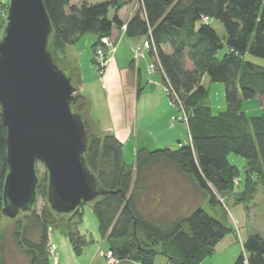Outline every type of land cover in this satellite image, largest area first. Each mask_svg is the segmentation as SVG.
Wrapping results in <instances>:
<instances>
[{"label":"trees","instance_id":"1","mask_svg":"<svg viewBox=\"0 0 264 264\" xmlns=\"http://www.w3.org/2000/svg\"><path fill=\"white\" fill-rule=\"evenodd\" d=\"M70 1L43 0L52 25L47 48L53 57L55 49L86 32L97 36L94 49L101 36L124 24L118 12L129 2ZM140 3L126 22L125 33L127 37H147L151 33L154 49L151 47L148 56L157 58L158 79L167 81L182 101L187 122H181L188 127L190 141L175 149H138L133 166L124 162L122 144L113 133L90 124L84 158L99 185L110 191L90 206L100 237L120 262L154 264L155 255L163 254L176 264H199L212 255L221 238L235 232L218 198L243 186L252 200L258 184L264 187V113L250 115L242 109L243 100L255 97L264 106V66L243 58L246 53L264 58V0ZM110 10L112 17L108 16ZM202 16L220 22L223 35L216 31L212 21H202ZM204 76L211 82L223 83L224 110L213 113L204 101L208 92L202 83ZM71 107L88 118L89 99L77 88ZM5 138L6 126L0 114V224L7 172ZM230 154L244 159L242 168L228 160ZM162 162L174 165L194 183L207 197L211 214L197 207L186 215L161 221L142 212V199L148 191L145 173ZM234 180L238 183L234 184ZM37 195L47 202V183L38 184ZM47 204L39 213L33 208L19 218L31 220L39 228L37 241L28 237L26 225L21 222L13 231L16 243L28 257L27 264H51L47 251L51 226L68 230L76 253L86 242L70 230L72 221H81L82 205L70 214H56ZM1 234L0 225V237ZM0 264H4L1 256ZM232 264H264V237L258 233L248 235Z\"/></svg>","mask_w":264,"mask_h":264},{"label":"water","instance_id":"2","mask_svg":"<svg viewBox=\"0 0 264 264\" xmlns=\"http://www.w3.org/2000/svg\"><path fill=\"white\" fill-rule=\"evenodd\" d=\"M51 32L43 0H8L0 37V114L7 163L1 213L10 218L34 208L37 162L46 169L47 202L56 214L110 192L86 164L88 121L72 110L76 88L47 48Z\"/></svg>","mask_w":264,"mask_h":264},{"label":"crops","instance_id":"3","mask_svg":"<svg viewBox=\"0 0 264 264\" xmlns=\"http://www.w3.org/2000/svg\"><path fill=\"white\" fill-rule=\"evenodd\" d=\"M127 6L128 4L124 5L118 12V16L124 24L114 27L109 34L114 51L112 59L102 75L97 73L93 63V45L97 39L95 34L87 35L83 45H79L84 36L82 34L72 43H66L55 49L54 58L57 64L70 75L75 87L87 95L89 99L88 118L86 117L88 126L90 127L92 124L103 132L113 133L122 144L124 162L134 166L138 149L142 148L148 151L163 148L175 149L179 145L189 143L190 138L186 124L172 120L175 107L169 97L163 93L161 87L155 83L158 75L148 69L150 57L146 53L142 56H137L134 53L135 46L141 44L145 37H127L125 24L135 11L134 7ZM124 14L125 16H122ZM204 78L207 77L204 76ZM127 156L131 157V163L127 162ZM163 166L166 168L161 171L168 169V165ZM161 179L167 180L166 175L158 176L155 181L160 183ZM259 189L263 191L264 197V187L258 184L252 200L255 199ZM164 195L166 196L159 189V191L147 192L142 199L145 201L146 198H149V207L158 211L162 218H166L165 216L169 214L168 208L161 210L160 204ZM170 214L172 215V213ZM177 216H170L167 220ZM252 233L258 232H250L248 235ZM258 234L264 237L261 232ZM228 236L231 238L226 239L227 242L234 243V234L230 232L221 238L215 247L219 246L222 240ZM52 247L55 251L56 261L53 262L51 257L50 261L53 264H59L57 249L53 244ZM107 248L109 247L107 246ZM100 250L99 248L98 253L93 251L86 264H102ZM232 259L231 257L230 264L234 262ZM121 262L133 264L128 260Z\"/></svg>","mask_w":264,"mask_h":264},{"label":"rangeland","instance_id":"4","mask_svg":"<svg viewBox=\"0 0 264 264\" xmlns=\"http://www.w3.org/2000/svg\"><path fill=\"white\" fill-rule=\"evenodd\" d=\"M81 1L95 3L105 0H71L70 4H79ZM140 1L141 0H129L127 7H134L136 9L141 4ZM7 3L8 0H0V4L4 5L0 6V37L2 36V30L6 22ZM108 16H112V10L109 11ZM122 16H125V14ZM212 25L219 34L224 33L223 26L220 22L216 20L212 21ZM91 34L93 33H84L79 45H83L84 39L87 37V35ZM221 52L222 51H219L218 54L220 55ZM243 58L244 60L264 66V58L256 57L250 55L249 53H246ZM203 85L208 90L204 101L211 106L213 113L224 110L226 108V103L223 83L211 82L207 77L206 79H203ZM242 109L250 115L264 113V106L260 103L258 97L249 100H243ZM126 160L129 163L132 162L131 157L127 156ZM228 160L240 168H242L244 165V159L235 154H230L228 156ZM155 165L148 168L144 176V181L148 188L147 192H154L156 190L159 191V189H161L162 192L166 194V196H163V201L160 204L162 208L161 210L168 208L169 214L168 216H165L166 218H162L158 211L152 210L149 207V198H146L141 205L142 212L144 214L151 216L152 218H157L161 221L167 220V218L170 216L185 215L187 212H190L192 209L197 207H202L211 214V211L207 205V197L196 188L194 183L188 177L180 174L177 168L170 163L162 162L156 163ZM163 165H168V169L161 171V169L166 168ZM36 173L40 185L46 184V169L40 162H37L36 164ZM160 175H166L167 180L161 179L160 183L156 182L155 180ZM218 199L221 201V204L228 213L230 224L235 228V232H233L235 242H227L228 240L226 239H230L231 236L224 238L221 244L215 247L216 250L212 253V255L206 257L199 264H230L229 261L231 260V257L233 258L232 260H234L235 256L239 254L241 250V243L246 239V236L250 232H261V234L264 236V197L262 190H258L255 199L252 201L249 200V192H246L243 186L237 187L229 195L222 197L220 196ZM46 204V200L37 195L36 202L34 204L35 212L39 213L42 207ZM81 210V221L78 222V220L75 219L70 225V230L75 231L74 233L78 234L84 241H86L85 244L81 246L79 253H76L71 241L69 240L67 233L68 230H63V228L60 226H51L48 229V247H51L52 244L56 247L59 257V264H86L93 251L98 253L99 248L101 250L107 249L106 242L102 240L98 233L97 219L90 204H82ZM170 213H172V215ZM163 214L166 213L163 212ZM22 216L23 213H20L19 216L15 218L7 217L4 214L1 216L0 225L2 234L0 237V256L3 258L4 264L28 263V257L22 252L21 248L18 246L16 240L13 237V231L16 230L17 223L21 222L20 224L26 225L27 235L31 240L37 241L39 239V228L36 227L31 220H19V218ZM139 236L141 237V235ZM146 244L151 245L150 242H146ZM153 248L158 249L159 247L153 246ZM51 264H53L52 261ZM118 264H123V262H119ZM154 264L175 263L170 262L163 254H156Z\"/></svg>","mask_w":264,"mask_h":264},{"label":"built area","instance_id":"5","mask_svg":"<svg viewBox=\"0 0 264 264\" xmlns=\"http://www.w3.org/2000/svg\"><path fill=\"white\" fill-rule=\"evenodd\" d=\"M201 19L206 23L212 21V19L208 16H202ZM151 47L152 49H154V44L152 43L151 33H150L148 34L147 37H145L143 42L141 44L136 45L133 50L137 56H142L145 55V53L148 54V51L151 49ZM113 51H114V47L109 35L101 36L93 51L94 68L99 75H102L107 69L109 62L112 59ZM158 67L160 68L157 58L154 60L150 58L148 63L149 71L152 73H156ZM155 83H157L161 87L163 93L171 99L175 107V114L173 115L172 120L173 121L179 120L186 123L187 114L183 107L182 101L174 92V90L171 88L170 84L167 81L164 82L160 79L155 80ZM237 183H238L237 180H234V184ZM48 253L50 254L49 256L51 257L52 261L55 262L56 255L54 248L52 246L48 247ZM99 255L103 259L102 264H118L120 262V260L114 256L113 251L110 248H107L106 250H100ZM91 264H98V263H91Z\"/></svg>","mask_w":264,"mask_h":264}]
</instances>
